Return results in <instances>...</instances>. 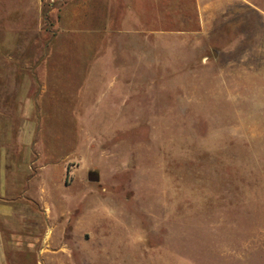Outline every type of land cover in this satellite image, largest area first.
Masks as SVG:
<instances>
[{
	"label": "rangeland",
	"instance_id": "obj_1",
	"mask_svg": "<svg viewBox=\"0 0 264 264\" xmlns=\"http://www.w3.org/2000/svg\"><path fill=\"white\" fill-rule=\"evenodd\" d=\"M11 145L0 264H264V0H0Z\"/></svg>",
	"mask_w": 264,
	"mask_h": 264
},
{
	"label": "crops",
	"instance_id": "obj_2",
	"mask_svg": "<svg viewBox=\"0 0 264 264\" xmlns=\"http://www.w3.org/2000/svg\"><path fill=\"white\" fill-rule=\"evenodd\" d=\"M23 143L28 144L27 141ZM16 145L20 143H16ZM14 146H0V260L6 262L8 249L14 253L20 252L25 245L32 244L36 235L31 234L34 228V223L26 222L29 214L24 211H18L12 206L17 204L15 199H11L10 193V176H13L11 181H18L20 177H25L28 174L26 168L27 149L24 151L23 164H14L9 162L8 154H12ZM8 159V160H7ZM13 163V173L10 174V166ZM20 193L19 190L14 189V198ZM23 193L20 194L22 196ZM15 200V201H14ZM13 201V202H12ZM28 232V233H27ZM29 235V236H28Z\"/></svg>",
	"mask_w": 264,
	"mask_h": 264
}]
</instances>
